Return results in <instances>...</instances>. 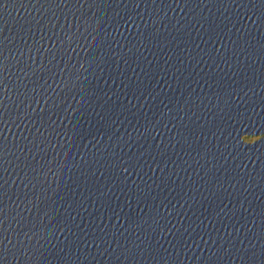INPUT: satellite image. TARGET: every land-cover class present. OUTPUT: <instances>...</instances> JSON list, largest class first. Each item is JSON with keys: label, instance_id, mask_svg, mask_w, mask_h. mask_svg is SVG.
Wrapping results in <instances>:
<instances>
[{"label": "water", "instance_id": "1", "mask_svg": "<svg viewBox=\"0 0 264 264\" xmlns=\"http://www.w3.org/2000/svg\"><path fill=\"white\" fill-rule=\"evenodd\" d=\"M0 264H264V0H0Z\"/></svg>", "mask_w": 264, "mask_h": 264}]
</instances>
